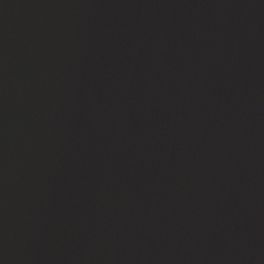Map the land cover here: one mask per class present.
<instances>
[{"label": "water", "instance_id": "water-1", "mask_svg": "<svg viewBox=\"0 0 264 264\" xmlns=\"http://www.w3.org/2000/svg\"><path fill=\"white\" fill-rule=\"evenodd\" d=\"M0 264H264V0H0Z\"/></svg>", "mask_w": 264, "mask_h": 264}]
</instances>
